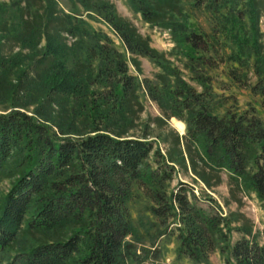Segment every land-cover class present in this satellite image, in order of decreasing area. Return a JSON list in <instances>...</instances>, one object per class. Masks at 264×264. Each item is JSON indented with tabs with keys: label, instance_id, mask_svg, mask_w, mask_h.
Segmentation results:
<instances>
[{
	"label": "trees",
	"instance_id": "16d2710c",
	"mask_svg": "<svg viewBox=\"0 0 264 264\" xmlns=\"http://www.w3.org/2000/svg\"><path fill=\"white\" fill-rule=\"evenodd\" d=\"M90 1L80 3L113 29L127 52L162 69L160 85L145 79L144 87L165 117L185 124V135L173 139L183 150L164 157L156 148L151 163L153 142L145 134H128L140 109V84L106 35L88 31L75 16H57L47 0H18L20 19L11 34L0 9V32L27 50L8 55L0 42V99L11 93L17 99L0 108V180L9 181L0 195V264H143L128 207L134 188L151 201L149 211L164 229L159 237L174 226L178 257L198 264L220 247L228 264H264V245L249 226L237 228L241 237L229 245V221L214 212L220 210L212 199L203 208L186 184L169 190L172 164L186 167L188 161L196 174L198 161L211 173L226 171L264 205V122L253 108L218 112L209 75L224 56L238 65L252 61L261 73L257 21L264 2L245 0L239 8L232 0L192 1V9L206 10L221 23L234 47L227 56L212 54L217 40L189 23L181 0H127L145 23L170 32L173 54L184 58L198 91L112 4ZM62 34L74 40L71 46ZM23 64L17 79L11 78ZM237 71L231 69L233 79H240ZM32 93L37 96L31 104L38 105L29 114L20 100ZM198 175L210 187L212 176Z\"/></svg>",
	"mask_w": 264,
	"mask_h": 264
},
{
	"label": "rangeland",
	"instance_id": "374dc122",
	"mask_svg": "<svg viewBox=\"0 0 264 264\" xmlns=\"http://www.w3.org/2000/svg\"><path fill=\"white\" fill-rule=\"evenodd\" d=\"M91 2L90 0H87ZM112 4L117 15L130 23L136 28L137 32L143 37L149 39V45L163 55L165 60L169 63L171 68L178 70L180 77L183 78L189 85L194 86L200 91V88L190 80V74L185 69V60L181 55L173 54L175 46L174 41L168 30H164L157 26H150L145 23L139 13H134L127 0H104ZM183 7L188 15L189 23L200 32L210 37L211 42L214 43L212 35L217 40L213 55L217 53L226 54L232 53L234 47L225 34V31L216 19L206 10L192 9L191 4L193 0H181ZM245 0H232L237 4V7L243 8L242 4ZM264 2V0H262ZM18 0H0V9L3 10L2 18H6L10 22L8 24L12 31L15 32L16 25L19 22L20 15L18 13ZM38 5V0H36ZM49 10L57 14V16L71 15L80 18L85 27L90 32L100 33L106 35L113 43V46L120 52L125 59L128 67V75L135 77L140 84L137 89V99L140 103V109H137V115L133 119V127L128 130V134L135 137H142L143 134L147 136L148 140L153 142V151L151 153L150 162L153 163V153L156 148L160 153L167 157L170 154H176L179 148L183 150V144L180 147H174L173 139L175 135L179 137L184 136V132L180 133L172 125L171 120L174 117H165L159 105L153 101L143 81L149 80L151 84H158L157 75L163 73L162 69L152 63L148 58L141 56H132L126 51L122 41L114 33L113 29L97 14L85 10L80 0H47ZM25 3L21 2L20 6L24 7ZM220 19V18H219ZM245 26L250 28V22L247 16H244ZM258 46L261 52V57L264 60V8L259 13L258 21ZM0 42L3 43V51L8 55L22 54L26 55L27 50L21 49L14 39L6 41L5 32H0ZM65 37L64 43L71 46L74 40L62 34ZM45 45V35H43L39 47ZM224 61L219 62L214 69L209 73L211 76L212 90L215 94V99L220 105L218 112H223L225 108L236 109L238 112L253 108L257 116L264 122V63L261 67V73L257 75L249 61L247 65H238L233 61H229L224 56ZM133 60L138 64V67L133 65ZM218 61V60H217ZM264 62V61H263ZM24 64L17 70H13L11 78H16L24 68ZM238 70L240 79H233L230 76L231 69ZM12 72V71H11ZM28 75L33 76V71L29 70ZM37 94L32 93L31 97L26 96L20 100L21 104L27 106L29 114L33 113L38 104H31L33 97ZM26 99V100H25ZM13 100H17L14 93L6 94L5 99H0V108L4 106H12ZM136 108V107H135ZM2 112V111H0ZM178 120V119H177ZM180 121V120H179ZM182 122V121H181ZM185 155V153H184ZM172 164V163H171ZM196 174L191 169L188 161L186 167L173 163L174 174L169 190L175 189L178 184H186L197 198V204L203 208H208L210 205L208 200L212 199L220 211L214 210L215 213L220 212L222 217L229 221V245H232L241 234L236 231L237 228L243 225L249 226L252 230L256 241L260 245H264V205L257 199L252 190L247 188L241 182L237 186L230 180L226 171H219L218 174L211 173L208 169H204L201 162L196 161ZM204 170V171H203ZM208 174L211 177L210 187H207L201 180L198 174ZM216 175V177H214ZM9 187L8 180H0V195ZM152 205L151 201L146 197L141 189L134 188L131 200L128 202L131 217L133 219L136 233L134 234L133 242L137 244V254L143 260V264H193L191 260L186 257L177 256L178 240L176 233L173 231L174 226L168 228L165 235L159 237V232L164 231L163 227L157 224L154 217L149 211ZM138 242V243H137ZM144 249L146 252L142 250ZM228 255L221 252L220 247H216L208 256L206 262L198 264H228Z\"/></svg>",
	"mask_w": 264,
	"mask_h": 264
},
{
	"label": "bare ground",
	"instance_id": "6f19581e",
	"mask_svg": "<svg viewBox=\"0 0 264 264\" xmlns=\"http://www.w3.org/2000/svg\"><path fill=\"white\" fill-rule=\"evenodd\" d=\"M171 125L180 133L184 132V124L176 119L171 120Z\"/></svg>",
	"mask_w": 264,
	"mask_h": 264
}]
</instances>
